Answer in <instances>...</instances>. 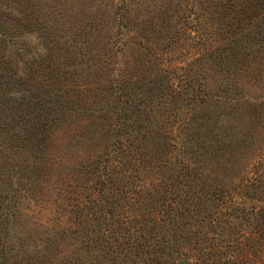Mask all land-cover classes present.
<instances>
[{
	"label": "rangeland",
	"instance_id": "rangeland-1",
	"mask_svg": "<svg viewBox=\"0 0 264 264\" xmlns=\"http://www.w3.org/2000/svg\"><path fill=\"white\" fill-rule=\"evenodd\" d=\"M220 2L234 12L233 0H0V64L6 53L12 71L22 69L26 97L64 41L81 46L83 67L107 61L88 70L102 74L107 97L100 135L58 133V172L37 199L23 191L10 202L7 238L18 259L179 264L187 253L196 264H264V98L248 97L264 96V71L256 63L249 76L237 74L229 40L219 45L227 60L212 62L207 11ZM160 67L167 84L149 91ZM112 84L125 88L129 105L117 130ZM5 114L0 134L10 126ZM120 142L127 156L108 166L101 186L97 169L113 162Z\"/></svg>",
	"mask_w": 264,
	"mask_h": 264
},
{
	"label": "trees",
	"instance_id": "trees-1",
	"mask_svg": "<svg viewBox=\"0 0 264 264\" xmlns=\"http://www.w3.org/2000/svg\"><path fill=\"white\" fill-rule=\"evenodd\" d=\"M233 3L236 5L234 12L230 11L233 4L223 5L221 2L220 9H217L216 4L215 9L207 11L215 22L209 24L212 33L207 44L217 47L218 56L211 54V60L220 64V59L225 60V57L220 55V41L223 43L229 40L228 51L238 60L237 74L241 77L246 74L249 76L256 63H260L264 71V0H233ZM82 33H85L84 30ZM4 34V39L9 40L8 33ZM257 35L260 37L258 38ZM81 38L84 44L89 41L88 35ZM168 38L172 39L171 36ZM81 54V46L75 44L73 40L64 41L58 55H48L45 83L43 81L41 85H37L36 92L30 93L29 97L23 95V88H18L27 80L23 77L22 69L12 71L11 66L14 61H11L6 53L3 54L5 60L2 57L0 64L2 71L0 88L3 97L0 99V113L5 110L6 114L3 117H10L13 123L3 121L10 126L3 127V134H0V149L1 152L4 151L7 161V164L0 167V264L35 263L24 257L18 259L19 253H13L14 244H11L9 237L7 238L9 214L11 212V216L14 215L11 211L14 207L10 202L17 200L23 191H28L31 197L37 199L36 194L39 193L42 185L47 184L58 172L64 156L59 152L58 133L74 136L77 130L81 138L94 139L100 135L98 132L104 127L103 123H98L101 120V111L105 108L104 98H107L102 86V74L99 77L96 72L92 73L88 70L91 66L104 70L103 65L107 64V61L104 60L102 63L101 60L90 65L88 61L91 58H88V61L86 60L88 67H83L84 61L79 58ZM7 68H11L10 75L5 72ZM165 68L160 67L161 76L156 74L154 80L149 82V91L160 88L164 82L167 84ZM83 69L88 72L84 73ZM111 86L109 95L116 106V117L110 127L123 128L127 120L124 113L129 106L128 100L123 97L126 95L125 88L113 84ZM178 86L177 84L174 87ZM6 94L9 96L4 99ZM193 95L195 98L198 96L197 93ZM248 97L253 101L264 98L262 95H248ZM85 117H88L89 122L82 125L81 121ZM3 137L6 141H3ZM126 151L123 143L120 142V145H117L118 154L113 157V162L110 165L105 163L101 169H97L99 175L97 183L102 186L107 178H110L113 169L108 166H118L123 162L122 159L127 156ZM131 159L130 155L126 162H132ZM100 161L101 159H98L91 166L97 164L96 168H99ZM86 224L90 225L87 219ZM61 241L66 240L59 239L58 243ZM181 255L184 257L183 260L180 259L181 264H196L191 261L187 253Z\"/></svg>",
	"mask_w": 264,
	"mask_h": 264
}]
</instances>
